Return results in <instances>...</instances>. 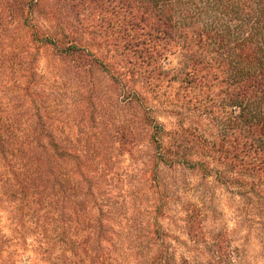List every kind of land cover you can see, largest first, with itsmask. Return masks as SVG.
I'll return each instance as SVG.
<instances>
[{
  "label": "trees",
  "instance_id": "trees-1",
  "mask_svg": "<svg viewBox=\"0 0 264 264\" xmlns=\"http://www.w3.org/2000/svg\"><path fill=\"white\" fill-rule=\"evenodd\" d=\"M4 16L25 28L31 42L51 47L65 79L82 77L86 96L96 101L91 109L129 114L128 125L110 135L100 128V149L80 146L92 158L84 162L74 154L78 148L59 151L40 113L26 120L19 138L12 128L23 121L0 125V158L8 165L14 150L20 155L15 174L28 211L37 215L39 249L54 264H108V246L116 241L139 254L141 264H179L168 260L171 249L153 246L155 232L145 221H129L127 231L115 233L98 217L99 231L78 235V214L92 209L102 176L96 153L115 143L144 152L152 212L163 214L171 199L180 200L185 234L204 247L207 264H233L224 237L211 233L207 240L202 227L201 215L216 213L214 188L234 200L233 215H243L244 227L264 241V0H0V21ZM65 160L79 167L59 179ZM192 176L198 203L178 196L192 190ZM51 213L70 217L53 236ZM89 216L93 225L97 218Z\"/></svg>",
  "mask_w": 264,
  "mask_h": 264
},
{
  "label": "rangeland",
  "instance_id": "rangeland-1",
  "mask_svg": "<svg viewBox=\"0 0 264 264\" xmlns=\"http://www.w3.org/2000/svg\"><path fill=\"white\" fill-rule=\"evenodd\" d=\"M2 19L3 21H0V125L8 124L9 121L13 123L23 121L18 125V129L12 128L14 138H19L20 131L27 121L38 113L41 115L44 127L48 128L46 133L56 138L59 151L62 145L80 149L82 144L91 143L98 144L100 149L103 146L97 141L100 128L105 129L107 133V130L113 132L120 126L128 125L129 114L122 116L115 107H111L109 115H106L108 109L104 114L100 112L99 107L91 109V104L96 101L93 94L90 100L89 94L86 96L89 90L81 82L82 77L66 74L65 79L62 73H58L57 67L60 64L49 45L31 42L29 37H25V28L13 22L11 17L4 16ZM102 81L105 83V79ZM39 131L42 134L44 132ZM82 139L86 142H81ZM13 143L15 147L19 142L15 139ZM142 145L140 148L143 147ZM82 150H74V154L82 153L80 156L82 162L92 159L86 149L85 152ZM100 152L96 153L98 157L94 156L97 159L94 160V167H98L102 173L100 184L95 190L96 198L92 203V209L78 214L80 215L78 235L85 237L93 227L99 231L100 224L96 225L100 223L98 217H101V221L109 225L108 228L115 233L120 229L127 231L129 221L131 224L133 221H145L149 223V229L155 232L152 235L155 241L153 246L157 244L171 249L168 260L179 264H207L209 256L205 253L204 247L196 245L197 242L185 234L180 200L171 199V204L163 214L152 212L149 182L142 164L144 152L136 149L133 152L125 151L116 143L110 145L107 151L104 149ZM15 153L17 150H14L15 156L8 165L0 158V264H54V256H49L39 249L37 241L42 233L37 215H31L28 211L26 204L28 196L22 186V179L16 177L15 173L23 164L20 155ZM102 158H106L105 163L102 162ZM48 161L53 162L50 159ZM73 162L75 164V161ZM73 162L65 160L59 163L62 171V173L58 172L59 179L63 171H71L79 167V165L73 167ZM190 181L194 186L192 190L187 193L183 191L178 196L198 203L197 178L192 176ZM208 182L212 183V180ZM66 187L63 185L62 190L65 196L69 197ZM214 190L216 196L212 206L215 215H201L202 227L207 231L206 239H209L211 233L223 236L224 245L232 257L233 264H264V241L244 227L243 215H233L234 200L231 201L229 195L222 189L214 188ZM89 215L94 219L97 218L94 222L90 220L93 225L88 220ZM46 218L54 223L53 226L50 225L51 232H48L53 236L57 233L52 231L54 227L62 229L65 227L64 221L67 222L70 217L51 213ZM74 227L75 223L72 221L69 233L73 232ZM95 233L98 235L97 232ZM163 237L165 241L162 244ZM104 244L101 243L102 246ZM42 245L46 246V244ZM99 245L96 248H99ZM126 246L128 244L121 241L109 245L111 249L107 255V263H143L140 262L141 256L127 252ZM56 250L59 251L57 247Z\"/></svg>",
  "mask_w": 264,
  "mask_h": 264
}]
</instances>
